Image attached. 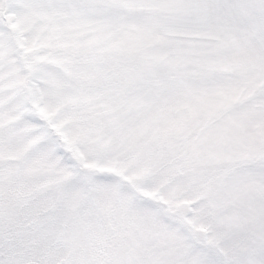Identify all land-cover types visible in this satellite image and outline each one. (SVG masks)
<instances>
[{"label": "snow or ice", "instance_id": "obj_1", "mask_svg": "<svg viewBox=\"0 0 264 264\" xmlns=\"http://www.w3.org/2000/svg\"><path fill=\"white\" fill-rule=\"evenodd\" d=\"M0 264H264V0H0Z\"/></svg>", "mask_w": 264, "mask_h": 264}]
</instances>
